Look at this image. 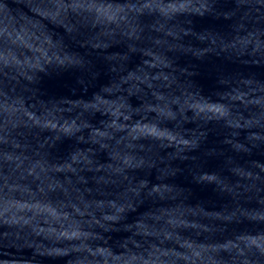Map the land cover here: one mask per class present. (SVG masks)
Masks as SVG:
<instances>
[{
    "label": "water",
    "instance_id": "1",
    "mask_svg": "<svg viewBox=\"0 0 264 264\" xmlns=\"http://www.w3.org/2000/svg\"><path fill=\"white\" fill-rule=\"evenodd\" d=\"M0 264H264V0H0Z\"/></svg>",
    "mask_w": 264,
    "mask_h": 264
}]
</instances>
